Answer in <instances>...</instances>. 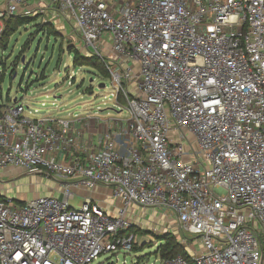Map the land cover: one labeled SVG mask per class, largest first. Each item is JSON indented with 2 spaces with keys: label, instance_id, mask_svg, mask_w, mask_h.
Segmentation results:
<instances>
[{
  "label": "built area",
  "instance_id": "obj_1",
  "mask_svg": "<svg viewBox=\"0 0 264 264\" xmlns=\"http://www.w3.org/2000/svg\"><path fill=\"white\" fill-rule=\"evenodd\" d=\"M34 15L97 53L128 116L0 106V172L45 174L63 195L0 198V264L125 255L135 206L172 212L200 242L160 264H264V0H0L2 26ZM85 119L101 132L84 137ZM98 186L114 212L89 196L70 205Z\"/></svg>",
  "mask_w": 264,
  "mask_h": 264
},
{
  "label": "rangeland",
  "instance_id": "obj_2",
  "mask_svg": "<svg viewBox=\"0 0 264 264\" xmlns=\"http://www.w3.org/2000/svg\"><path fill=\"white\" fill-rule=\"evenodd\" d=\"M30 20L32 22L18 27L15 20L9 21V27L6 22L0 25V33L4 28L10 33L8 39L0 40V106L23 103L33 118L67 117L71 113L85 116L97 113L104 118L128 116L127 101L120 95L121 102H117V90L110 77L91 61L97 53L80 46L70 26L64 28L59 18L47 15L30 16ZM39 24L44 31L37 30ZM75 52L82 56L78 64L74 62ZM100 63L101 60H97L99 68ZM101 83L106 86L99 87ZM60 190L61 183L45 174L28 173L20 168L0 172V195L15 200L20 206L39 195L54 193L63 198ZM83 201L81 195L69 200L75 208ZM133 212L140 215L132 214L137 250L125 255L123 251L106 252L92 264H114L117 257L118 264H124L125 259V264H160L157 248L166 236H173L178 242L189 239L191 251L199 250V240L179 227L172 212L139 206H135Z\"/></svg>",
  "mask_w": 264,
  "mask_h": 264
},
{
  "label": "trees",
  "instance_id": "obj_3",
  "mask_svg": "<svg viewBox=\"0 0 264 264\" xmlns=\"http://www.w3.org/2000/svg\"><path fill=\"white\" fill-rule=\"evenodd\" d=\"M10 20H15V23H16L15 26L16 27L32 22V20H30V17L10 16V17L4 19V23L6 22V24L8 25L7 27H9L8 23ZM41 26L42 25L39 24V26H37V30L44 31V28H42ZM15 30H16V28H15ZM8 35H10V33H7V28H4L0 33V40L8 39V37H9ZM3 48L6 49L7 47H5V45H3ZM93 57L94 58L93 59L91 58V61L96 65L95 67L98 68L100 72L104 73V75L106 77H109V74H108L106 68L104 67L102 61H101L102 67L99 68V66L97 64V60L100 61V59L96 55ZM81 58H82V56L79 53L75 52L74 62H76L78 64L81 61ZM95 58H96V60H94ZM1 98H2V92L0 91V99ZM2 197H4V196L0 195V198H2ZM134 250H137L136 244L134 246ZM157 254L160 255V257L163 259L173 258L179 254H183L184 256L189 258L186 249L173 236H166L163 239V242H161L157 248Z\"/></svg>",
  "mask_w": 264,
  "mask_h": 264
},
{
  "label": "crops",
  "instance_id": "obj_4",
  "mask_svg": "<svg viewBox=\"0 0 264 264\" xmlns=\"http://www.w3.org/2000/svg\"><path fill=\"white\" fill-rule=\"evenodd\" d=\"M82 129L84 130V137H87L89 133L95 136L101 132V126L93 119H85L82 123ZM54 195V193H53ZM77 195L92 197L95 201L101 205L107 207L110 212H114L119 202L112 196V188L106 186H98L94 190H79Z\"/></svg>",
  "mask_w": 264,
  "mask_h": 264
},
{
  "label": "water",
  "instance_id": "obj_5",
  "mask_svg": "<svg viewBox=\"0 0 264 264\" xmlns=\"http://www.w3.org/2000/svg\"><path fill=\"white\" fill-rule=\"evenodd\" d=\"M106 86V84L105 83H101L100 85H99V87H105ZM17 100V98H15V100L14 101H16Z\"/></svg>",
  "mask_w": 264,
  "mask_h": 264
}]
</instances>
